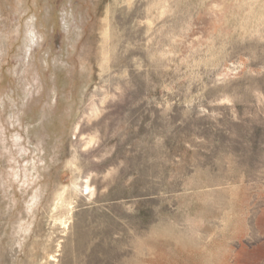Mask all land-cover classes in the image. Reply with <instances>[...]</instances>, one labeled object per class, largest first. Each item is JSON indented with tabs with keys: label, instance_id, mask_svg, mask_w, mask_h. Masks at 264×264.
I'll list each match as a JSON object with an SVG mask.
<instances>
[{
	"label": "rangeland",
	"instance_id": "374dc122",
	"mask_svg": "<svg viewBox=\"0 0 264 264\" xmlns=\"http://www.w3.org/2000/svg\"><path fill=\"white\" fill-rule=\"evenodd\" d=\"M0 264H264V0H0Z\"/></svg>",
	"mask_w": 264,
	"mask_h": 264
},
{
	"label": "bare ground",
	"instance_id": "6f19581e",
	"mask_svg": "<svg viewBox=\"0 0 264 264\" xmlns=\"http://www.w3.org/2000/svg\"><path fill=\"white\" fill-rule=\"evenodd\" d=\"M86 188H88V186H85Z\"/></svg>",
	"mask_w": 264,
	"mask_h": 264
}]
</instances>
